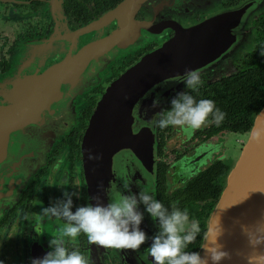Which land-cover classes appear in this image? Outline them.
Listing matches in <instances>:
<instances>
[{
    "label": "flooded vegetation",
    "instance_id": "af4514ba",
    "mask_svg": "<svg viewBox=\"0 0 264 264\" xmlns=\"http://www.w3.org/2000/svg\"><path fill=\"white\" fill-rule=\"evenodd\" d=\"M124 1L0 0V104H12L18 88L30 86L33 78L58 67L59 93L42 115L48 126L42 130L46 133L56 127H60L58 131L70 128L56 141L17 200L0 216L2 264H31L37 248L43 256L51 250L49 240L66 221L46 216L42 210L55 204L62 191L79 193V199L73 197L75 206L89 204L82 141L98 104L106 89L128 69L175 37L176 25L190 29L206 24L215 14L240 7L249 9L250 14L235 20L237 25L232 30L235 47L225 50L231 58L225 57L220 64V58L207 59L209 65L199 72L200 86L192 90L182 83L161 104L156 119L170 110V101L177 93L187 92L197 100L214 101L225 114L223 122L219 126L211 123L191 135L180 128L160 129L154 124L155 181L146 183L135 175L134 191L148 190L151 194L154 190L155 198L166 208L187 209L190 220L198 221L211 202L205 199L208 187L221 186L225 177L222 170L231 167L229 157L223 153L225 137L240 135L239 147L245 145L244 136L250 133L253 120L248 128L245 116L237 113L241 108L230 105L222 87L244 84L239 76L247 74L257 81L254 71L264 63V0H148L132 17L128 12L123 14V19L131 21L128 24L124 21L123 28L122 18L106 20V17ZM255 1L256 5H250ZM95 23L97 27L91 28ZM148 23L149 27L139 25ZM83 30L86 31L80 33ZM221 30L222 25L216 31L221 34ZM118 33H122L121 38L114 40ZM238 40L242 41L240 52L236 51ZM95 45L99 47L96 54H88L92 58L73 61ZM214 46L212 53L222 52L218 48L223 46L222 42ZM95 77L99 83L81 93L84 84L89 79L95 82ZM227 153L229 156L230 152ZM140 210L143 211L142 205ZM141 228L149 237L158 231L147 213ZM150 244L149 239L136 251L103 248L90 244L81 233L75 248L89 264H154ZM65 246L73 250L67 238Z\"/></svg>",
    "mask_w": 264,
    "mask_h": 264
},
{
    "label": "water",
    "instance_id": "95a60500",
    "mask_svg": "<svg viewBox=\"0 0 264 264\" xmlns=\"http://www.w3.org/2000/svg\"><path fill=\"white\" fill-rule=\"evenodd\" d=\"M146 1L125 0L106 20L122 18L125 28L123 14L128 12L132 17ZM256 4L255 1L250 5ZM248 10L228 9L215 14L206 24L190 29L174 26L176 35L171 41L143 57L106 89L82 141L89 203L107 204L116 195L127 194L125 184L136 193L135 175L146 183L155 181L153 126L161 104L184 83L186 70L199 73L209 65L207 59L215 61L226 56L225 50L233 47L235 20L249 16ZM139 25L149 27L150 23ZM221 25L220 34L216 30ZM95 27L96 23L91 28ZM121 36L118 33L114 40ZM217 42L223 43L218 47L222 49L219 54L212 53ZM98 48V45L87 48L73 61L92 58L88 54H96ZM58 74V67L48 70L44 76L33 78L30 86L18 88L12 104H0V216L17 200L31 175L45 161L43 147L31 140L32 132L40 127L42 133L48 127L42 115L58 96ZM256 131L264 133V109L255 116L248 141L227 175L199 249L205 255V249L212 246L209 229L218 230L222 233L218 243L229 254L222 264H248L250 256H264V242L255 247L252 244L264 241V140L257 143ZM42 257L37 248L33 259Z\"/></svg>",
    "mask_w": 264,
    "mask_h": 264
},
{
    "label": "clouds",
    "instance_id": "9594fccd",
    "mask_svg": "<svg viewBox=\"0 0 264 264\" xmlns=\"http://www.w3.org/2000/svg\"><path fill=\"white\" fill-rule=\"evenodd\" d=\"M184 83L187 88L196 90L202 81L198 72L186 70ZM170 105V110L154 121L156 127L180 128L191 135L211 123L219 126L225 116L214 101L197 100L187 92L177 93ZM254 136L257 143L264 140V133L260 131H256ZM124 188L127 194H118L107 204L97 202L80 206H75L73 200V197L79 199V193L62 191V197L42 211L46 216L65 220L66 224L49 240L51 250L42 258H34L31 264H89L75 248L81 233L92 245L133 251L150 239L149 253L154 264H209V261L211 264H222L228 257L229 254L218 243L222 233L212 229H209L212 246L205 249V255L186 251L201 232L199 222L190 220L188 210L176 206L169 210L155 198L154 190L151 194L148 190L133 193L127 184ZM141 205L143 211L140 210ZM145 213L158 226V231L151 237L141 228ZM66 238L73 244L71 251L65 246ZM261 242L264 241H253V247ZM248 264H264V256H250Z\"/></svg>",
    "mask_w": 264,
    "mask_h": 264
},
{
    "label": "trees",
    "instance_id": "16d2710c",
    "mask_svg": "<svg viewBox=\"0 0 264 264\" xmlns=\"http://www.w3.org/2000/svg\"><path fill=\"white\" fill-rule=\"evenodd\" d=\"M248 76L249 74L243 77L239 76V78L244 81V84L237 83L222 87V93H224V97L229 100L231 106L238 105V107L241 108L240 111H237V113L239 116H245L246 120L248 121L249 128L252 125V120L254 125L253 117L255 118V116L259 114L262 109H264V63L260 65L259 69L254 71L253 76L257 79V81L250 79ZM231 168L232 167H228L222 170L221 175H224L225 177L221 186L208 187V194L205 199H211V202L207 203L203 214L198 217L201 232L197 236L196 240L188 246L186 251L198 252L201 248L208 231V220L215 205L218 203L219 198L223 193L226 184V178Z\"/></svg>",
    "mask_w": 264,
    "mask_h": 264
},
{
    "label": "rangeland",
    "instance_id": "374dc122",
    "mask_svg": "<svg viewBox=\"0 0 264 264\" xmlns=\"http://www.w3.org/2000/svg\"><path fill=\"white\" fill-rule=\"evenodd\" d=\"M241 43H242L241 40H238L236 42V45L238 46V49H236L237 52H240L243 49V47H242V49H240ZM233 55H236V54H233ZM230 56H232V55L223 56L222 58H220L221 60L218 63L220 64L225 57L231 58ZM94 79H96L95 82H92V79H89L87 81V83L84 84V87L80 90V92L84 93L89 87L99 83V78L98 77H95ZM74 122H75V120L73 121V123ZM57 129H58V127L54 128V129H52V130H50V131H48L46 133H44V131H43L41 133V135L38 136L39 133H40V127L33 128L32 134L34 135V138H32L31 140H34V142L38 146L43 147V149H44L43 152L45 154V157L50 152V150L54 147V145L56 144V141L60 140L64 136V134L68 132L67 130L70 129V128L62 127V129L59 130V131ZM36 134H38V135H36ZM249 134L247 136H244L245 144L248 141ZM241 137L242 136H240V135L230 134V135L225 137V141L226 142L224 144H222L223 145L222 146L223 147V153L226 155L227 158L229 157L227 162L231 165V167L235 166V164L237 163V161H238V159H239V157H240V155L242 153V150H243V148L245 146L244 145L242 148L239 147V144H238L237 140L239 138H241ZM227 152H230L229 156H228ZM199 252H201V250Z\"/></svg>",
    "mask_w": 264,
    "mask_h": 264
}]
</instances>
